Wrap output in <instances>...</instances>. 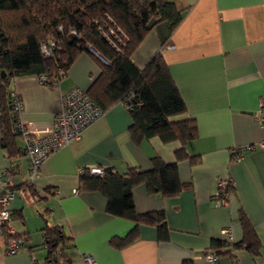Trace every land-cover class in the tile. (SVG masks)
<instances>
[{
	"label": "crops",
	"instance_id": "crops-1",
	"mask_svg": "<svg viewBox=\"0 0 264 264\" xmlns=\"http://www.w3.org/2000/svg\"><path fill=\"white\" fill-rule=\"evenodd\" d=\"M174 1L184 11L180 24L171 30L169 23H158L134 53L143 67L162 51L186 102L187 112L179 118L194 117L198 126L197 137L187 144L198 158L178 161L185 187L177 195L152 192L143 182L133 188L136 212L163 211L167 230L162 233L157 223L111 214L103 192L81 187V171L93 166L125 173L132 167L152 168L156 155L175 161L181 143L159 136L135 142L131 115L117 102L79 139L53 152L31 188L23 186L15 193L10 227L27 237V245L8 253L0 232V264H57L46 259L43 227L48 224L59 225L71 237L67 252L72 264H85L84 254L94 258L93 264H264V127L256 118L264 101V0ZM100 72L95 59L82 52L59 85L45 84L36 74L14 77L11 86L21 97L22 119L31 127H50L62 93L74 86L88 91ZM18 142L22 145L21 136ZM239 149L240 157L235 155ZM18 160L14 180L22 183L28 179V161L26 156ZM9 165L0 145V170ZM223 178L232 186L227 203L216 205ZM242 216L260 239L257 255L213 243L225 238L226 227L233 242L241 241ZM132 232L133 238L123 242ZM208 252L219 259L207 261Z\"/></svg>",
	"mask_w": 264,
	"mask_h": 264
},
{
	"label": "trees",
	"instance_id": "trees-1",
	"mask_svg": "<svg viewBox=\"0 0 264 264\" xmlns=\"http://www.w3.org/2000/svg\"><path fill=\"white\" fill-rule=\"evenodd\" d=\"M183 17L184 11L174 0H0V145L10 159L6 169L15 176L18 159L25 156L18 123L20 114L11 94L15 91L12 79L36 74L43 83L55 85L76 58L87 52L101 69L93 86L86 91L93 102L103 112L114 103H124L131 115L130 131L135 142L159 136L164 142L178 141L181 146L175 151V161L167 162L156 155L150 169L132 167L120 173L107 167L103 174L83 169L81 187L103 192L109 213L131 216L140 223H157L162 233L166 231L163 211L136 212L133 188L143 182L152 192L177 195L185 187L179 176L178 161L190 158L195 162L198 158L187 150V144L198 135V126L194 117L179 118L187 112L186 102L162 51L156 52L143 67L137 65L134 53L158 23L165 21L174 30ZM3 70L5 75L1 73ZM18 97L21 99L19 94ZM23 186L32 187L29 178L6 189L16 193ZM231 186L229 182V193ZM11 214H14L12 209ZM241 220L244 227L241 241L217 238L213 243L246 248L257 255L260 239L251 223L243 216ZM1 228L7 242L18 238L23 242L22 247L27 245V237L10 231V223ZM43 230L46 259L72 264L67 252L71 237L59 225L48 224ZM134 234H128L123 242L131 240Z\"/></svg>",
	"mask_w": 264,
	"mask_h": 264
},
{
	"label": "built area",
	"instance_id": "built-area-1",
	"mask_svg": "<svg viewBox=\"0 0 264 264\" xmlns=\"http://www.w3.org/2000/svg\"><path fill=\"white\" fill-rule=\"evenodd\" d=\"M45 52L49 51L44 47ZM60 84V78L56 79L55 85ZM14 105L19 112L18 123L21 128L23 142L25 144V156L28 161V178L34 180L39 175L41 165L48 157L58 148L69 144L71 141L79 139L83 130L93 121L103 115V110L93 102L86 90L81 86H74L67 92L62 93L60 109L55 113L52 124L47 128L31 127L21 117L23 103L18 97L16 91L11 92ZM256 118L264 127V101L260 103ZM260 145L264 146V137L260 141ZM247 145L244 148H250ZM241 149L235 152L238 153ZM236 156H239L237 154ZM90 172L95 174H103L104 168L101 166H93L89 168ZM229 179H220L219 188L214 196L216 205L227 203ZM15 184L14 175L8 169L0 170V232L2 225L10 223L12 219L11 201L15 197V191L6 189L8 186ZM222 188V189H221ZM6 189V190H5ZM5 190V192H3ZM78 192L77 190L75 191ZM12 231V230H10ZM225 239L233 241L232 231L230 227L223 229ZM23 246L21 239L12 238L7 244L8 253H16ZM85 264H93L94 258L89 254L83 255ZM205 259L209 262H215L219 259L217 253L208 252Z\"/></svg>",
	"mask_w": 264,
	"mask_h": 264
},
{
	"label": "water",
	"instance_id": "water-1",
	"mask_svg": "<svg viewBox=\"0 0 264 264\" xmlns=\"http://www.w3.org/2000/svg\"><path fill=\"white\" fill-rule=\"evenodd\" d=\"M93 50L95 51V49H93ZM1 73H2V75H5V71L4 70Z\"/></svg>",
	"mask_w": 264,
	"mask_h": 264
}]
</instances>
